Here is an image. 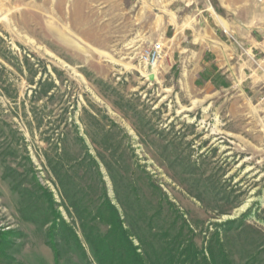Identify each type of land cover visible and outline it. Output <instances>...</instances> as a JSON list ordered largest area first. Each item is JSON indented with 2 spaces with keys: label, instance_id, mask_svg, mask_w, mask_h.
Instances as JSON below:
<instances>
[{
  "label": "rangeland",
  "instance_id": "rangeland-1",
  "mask_svg": "<svg viewBox=\"0 0 264 264\" xmlns=\"http://www.w3.org/2000/svg\"><path fill=\"white\" fill-rule=\"evenodd\" d=\"M48 2L0 0L2 264H98L74 206L105 194L136 243L238 219L229 253L264 264V0ZM56 212L83 243L60 228L59 261Z\"/></svg>",
  "mask_w": 264,
  "mask_h": 264
},
{
  "label": "trees",
  "instance_id": "trees-1",
  "mask_svg": "<svg viewBox=\"0 0 264 264\" xmlns=\"http://www.w3.org/2000/svg\"><path fill=\"white\" fill-rule=\"evenodd\" d=\"M59 175V171L54 168ZM80 220V228L85 241L93 248L98 264H239L229 253L222 233L231 229L239 220L232 219L214 224L215 230H209L206 247H200L196 241L197 229L193 228L183 214H175L172 227L157 232L158 244L147 245L142 238L134 240V232L126 224L121 212L112 199L105 194L103 202L95 214L74 206ZM106 226L102 232L100 225ZM68 231L75 244L83 249V243L77 232L56 212L50 228L56 261H59L57 233L59 229ZM10 233V232H9ZM0 232V264L7 256L8 240ZM69 240V236L66 237ZM250 264V263H240Z\"/></svg>",
  "mask_w": 264,
  "mask_h": 264
},
{
  "label": "built area",
  "instance_id": "built-area-1",
  "mask_svg": "<svg viewBox=\"0 0 264 264\" xmlns=\"http://www.w3.org/2000/svg\"><path fill=\"white\" fill-rule=\"evenodd\" d=\"M164 48L160 42H156L151 49L147 50L144 54V58L148 65L155 66L158 64Z\"/></svg>",
  "mask_w": 264,
  "mask_h": 264
},
{
  "label": "bare ground",
  "instance_id": "bare-ground-1",
  "mask_svg": "<svg viewBox=\"0 0 264 264\" xmlns=\"http://www.w3.org/2000/svg\"><path fill=\"white\" fill-rule=\"evenodd\" d=\"M48 1H49V0H43V3L46 4V5H48V4H49ZM30 3H31V2H30ZM101 53L104 54V55H106V57L111 58L112 60L116 61L115 59L112 58L111 55L107 54L106 52L103 51V52H101ZM125 67H127L128 69L133 68V66H131V65H129V64H125ZM153 72H154V74H157L156 65L153 67ZM144 73H145V75H148L147 72H144Z\"/></svg>",
  "mask_w": 264,
  "mask_h": 264
},
{
  "label": "water",
  "instance_id": "water-1",
  "mask_svg": "<svg viewBox=\"0 0 264 264\" xmlns=\"http://www.w3.org/2000/svg\"><path fill=\"white\" fill-rule=\"evenodd\" d=\"M149 78H150L151 80H154V79H155V74H154L153 72H151V73L149 74Z\"/></svg>",
  "mask_w": 264,
  "mask_h": 264
}]
</instances>
